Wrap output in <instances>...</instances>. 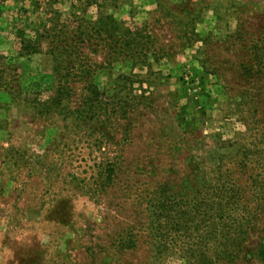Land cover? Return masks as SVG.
Here are the masks:
<instances>
[{"label":"rangeland","instance_id":"374dc122","mask_svg":"<svg viewBox=\"0 0 264 264\" xmlns=\"http://www.w3.org/2000/svg\"><path fill=\"white\" fill-rule=\"evenodd\" d=\"M100 19L98 103L68 78L57 104L40 36ZM3 64L0 264H260L264 0H0ZM222 228L247 229L231 260Z\"/></svg>","mask_w":264,"mask_h":264},{"label":"trees","instance_id":"16d2710c","mask_svg":"<svg viewBox=\"0 0 264 264\" xmlns=\"http://www.w3.org/2000/svg\"><path fill=\"white\" fill-rule=\"evenodd\" d=\"M109 24H113L112 20H110L107 25H105V22L101 19L98 21L97 25L81 20L77 28L72 31H68L63 28H60L58 31L53 29L45 31L44 35L40 36L47 41V46L52 50L53 56L59 54L64 57V59L61 60V63L56 62L55 60L53 69L56 81V87L53 88V100L58 101L57 104H59L62 99L70 97L71 94L68 92L69 90L71 91L72 89L74 91L73 86L69 87L67 84L68 78H71L73 83H82V86L85 87L83 88L82 96L85 102L90 103V107H93L92 105H94V102L98 103V98L102 93L97 90L95 83L89 78L96 68V63L93 62L87 55L83 57L80 51L81 47L86 44L89 46H96L99 42L103 41L105 45V31H108L109 29L116 30V28L108 26ZM125 33L129 34L128 29H125ZM106 37L110 38V34H107ZM109 41V43H112L114 47L121 48H130L131 44L130 40L120 41V39L115 37H112ZM30 45H32L30 41H25L21 50L28 52V48H32L30 53H35L38 49L37 47L39 45V41H36L35 45L32 47H30ZM141 47L142 46H140V48ZM92 51L96 52V49H93ZM3 65L4 69L0 70V90L2 89V86L7 83L5 78L6 76L11 78V82H17L18 80L15 68L6 64ZM4 72H6V75L3 74ZM4 87L5 89H12L11 87ZM160 199L164 202L165 198L160 197ZM224 200L234 201V195L228 194L225 196ZM158 201L159 200H157L156 207L158 209L165 210L166 202L165 204L162 203L159 206ZM220 201L223 202V196H221ZM220 201L219 203L221 207L225 208L226 205L222 206V202ZM225 203L230 204L229 201ZM222 214H227V212L222 211ZM221 230V239L223 243H233L232 247L234 252L233 250L228 252L225 249L222 252L227 255V259L231 260L233 255L238 256V253L241 251V239L244 235L247 236V229L222 228ZM237 238L238 240H236ZM248 253L249 252L246 254ZM255 256L260 264H264V243L259 246Z\"/></svg>","mask_w":264,"mask_h":264}]
</instances>
